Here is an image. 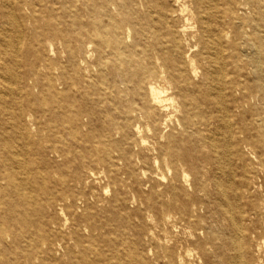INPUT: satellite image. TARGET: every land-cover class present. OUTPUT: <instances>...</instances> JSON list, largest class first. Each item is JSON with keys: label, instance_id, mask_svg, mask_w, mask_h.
<instances>
[{"label": "bare ground", "instance_id": "6f19581e", "mask_svg": "<svg viewBox=\"0 0 264 264\" xmlns=\"http://www.w3.org/2000/svg\"><path fill=\"white\" fill-rule=\"evenodd\" d=\"M175 1L182 2L178 8L168 7L166 0H13L14 12L31 22L46 12L72 18L69 23L49 20L31 34L18 22L15 38L8 21L0 20V46L11 48L9 59L26 67L21 75L14 74L20 92L62 96L55 130L51 121L43 128L48 135L39 136L41 124L30 113L16 122L25 139L20 148L25 159L6 149L8 162L0 173V192H19L25 182L16 178L32 171L30 161H62L56 174L65 188L58 201H49L46 230L35 231L47 264H252L250 251L247 259L242 250L240 221L230 214L223 185L227 168L217 149L222 146L227 153L233 146L237 157H244L238 138L248 128H229L225 135L233 144L221 142L219 132L228 127L227 121L215 114L212 128L201 109L213 101L217 112L231 113L227 99L239 108L238 94L246 103V81L238 83L234 77L243 75L233 71L222 81L225 69L219 64L239 58L240 51L250 59L255 77L251 98L264 97V0H249L259 8L251 6L256 12L252 17L229 4L222 16L230 20L216 27L201 1ZM242 45L251 49L249 54ZM28 103L22 101L19 110ZM250 106L252 113L259 111L256 104ZM105 119V133L92 128ZM29 139L34 148H28ZM249 149V156L254 155ZM147 152L155 158L154 166L138 167L140 175L136 165L140 157L147 159ZM117 160L124 161L132 184L138 183L133 192L131 187L111 190L112 185H125L115 171ZM228 162L235 173L239 164ZM104 180L96 191L94 184ZM243 186L250 190L249 184ZM261 200L258 207L253 205L264 245ZM225 215L231 227L223 222ZM7 237L0 233V263L26 264L17 239L12 241L15 262L4 255ZM35 241L29 238L32 249Z\"/></svg>", "mask_w": 264, "mask_h": 264}, {"label": "rangeland", "instance_id": "374dc122", "mask_svg": "<svg viewBox=\"0 0 264 264\" xmlns=\"http://www.w3.org/2000/svg\"><path fill=\"white\" fill-rule=\"evenodd\" d=\"M166 1L168 2V7L171 8H178L180 6L179 4L182 3L176 2L175 0ZM199 1H201L204 6H207L206 11L209 14L213 27H216L219 23H223V21L230 20L228 16H222L223 9L228 7L229 4L235 3V6L240 14L250 15V17H252V14L255 12H252L251 6L259 9L258 6L252 5L249 0H247V4L244 2L246 0H227V2L225 1L224 3L220 0ZM7 5H9V8ZM48 14V12L41 14L36 20L31 22L26 18L27 16H18L17 13L14 12L13 0L10 2L0 0V20L3 19L8 21L7 25L10 29V35L12 38H15V35L20 30L17 26L18 22L21 23V28L26 34H31L33 29L39 30L41 27H44L46 22L49 20H51L52 23H56L58 20L69 23L72 19L69 15L61 16L53 13L54 15L50 16ZM235 21L236 20L234 19V22ZM231 35H233V33H231ZM243 46L247 49L246 45H242V47ZM138 50H140V47H138ZM247 51L249 54L251 49L248 48ZM10 54L11 48L5 51L4 47L2 45L0 46V56L3 60L0 62V173H4L5 163L8 162L4 157L5 150L11 149L17 153H21L20 148H22V144L25 141V139H23L24 137L19 134V130L16 128V122L23 121L30 113L32 118L41 124L39 136L44 137L46 134H49V130L47 128L46 130H43L48 121L53 123V129L55 130L60 120L59 114L61 113L62 103V96L60 92H55L54 96H52L48 91H46L45 94H40V96H38L39 94L37 93V90L31 95H26L24 91L21 93V83L19 79L14 77V74L18 75L19 73V75H21L22 71L26 70V67L13 63V61L9 59ZM246 57L245 53L240 51L239 58H228V61L221 59L219 63L223 66V69H225V73L223 72L221 76L222 81L229 80L231 75H235L233 74L234 72H238L243 75L241 77L240 75H235L234 77L235 82L244 83V81H246L249 89L243 94L246 98V103H241V95L238 94V102H240L239 108H234L229 105V103L232 102L231 97H228L227 99L229 103H226V106L231 108V113H227V111H222L221 113L217 112L216 104L213 101L209 102L208 105H204V109L201 110L202 112L205 110L208 122L211 123L212 128L215 126V116L217 117L215 114L221 115V117H224L227 121L228 127H222L219 132L221 134V142H227L231 145L233 144L232 139L229 138L227 134L225 135L229 128L235 129V131L239 128H248L244 132L239 133L238 138L240 146L242 145L244 157L239 159L237 157V149L233 146L230 147V151L227 153L224 152L222 146L217 149L220 151L219 154L222 156L227 168L228 175L226 174V177L223 178V185L225 193L231 202L229 207L231 211L230 214H232L236 220L240 221L241 232L239 235L244 242V248L242 250L247 251V259L248 252L250 251L252 264H264V245L262 243L263 238L260 236L262 234V230L257 222V218L255 217V206L253 205L255 202L256 207H258V205L262 203L261 198H264V144L259 143L260 137L264 138V97L260 98L259 96H256L255 99L251 98L255 92H249L251 91L249 86L255 77L253 72L250 70V67L252 66L249 62L250 59L248 60ZM28 58H32V56L28 55ZM112 58L114 59L113 55L111 56V59ZM6 65L7 69L5 68ZM220 69L222 70V68ZM262 69L264 71V65ZM22 101L24 103H26V101L30 103H28V107L26 106L25 109L19 110V104L22 103ZM252 104H256L259 107V111L257 110L252 113V110L250 109V105ZM17 113H19V115H17ZM194 118L198 119L197 117ZM106 122L107 120L105 119L102 126L94 124L92 128L96 130L99 129L102 133H105L108 128ZM31 132L33 134L36 133L35 129H32ZM29 141L30 144L28 145V148H34L35 144L32 143L31 139H29ZM9 144L11 145L9 146ZM249 148L253 150V152L256 151L254 155L249 156ZM117 149L116 147L113 148L114 154L116 155ZM135 150L138 149L136 148ZM213 154H215V152L211 153V155ZM146 156L147 159L140 157L142 161L138 162V166L136 165V171L140 173V175L141 171L138 167L141 166L149 169L150 165L154 166L155 158H153V155L147 152ZM229 158L230 161L235 160L236 163H234V165H237V163L239 164L234 166L235 173L232 171L233 167H230L228 162ZM19 159H25L22 153L19 155ZM35 163L30 161L29 165L32 170L30 173L26 171L24 173H19L18 178H16V180L23 178L25 182V187L21 189V191L9 192L6 189L3 192H0V233L6 232V235H8L7 239L3 243V245L8 248L7 251H4V255L11 258L13 263L15 262V259H17L12 242L14 239H17L19 242L22 250L21 259L25 260L26 264L48 263V255L43 250L40 240L41 237L39 238L35 231L46 230L47 220L49 218L48 215L51 214L50 210L52 209L49 201L50 199L58 201V198L65 188L56 174L59 169L58 166H60L62 161H59L58 163L57 161L52 162L50 165L46 162H40L35 159ZM53 164L54 166H52ZM104 166L107 167V165H103V167ZM91 167L96 169L103 168L102 164L99 166L93 164ZM115 168H117V170H115L116 173L125 180V185L127 187H125V185L121 186L117 184L112 185L111 190L123 192L125 189H129L131 187L129 192H133L132 188L136 189L138 183L135 182L133 185L128 178V172L125 169L124 161H115ZM103 169H105V167ZM167 169L168 168H158V171L166 172ZM232 173H234V175H232ZM16 180L14 179V181ZM105 181L106 180L102 183H95V190L101 191V185H104ZM2 183H6L5 179L2 180ZM245 183L251 186L249 191L244 188L243 185ZM89 185L90 184H88L87 187ZM234 193L238 195V198L234 197ZM117 219L113 221L115 224L118 222ZM230 219L229 215H225V218L223 219V222L229 227H231L229 223ZM249 230L252 232L249 233ZM32 236H34V240L36 239L33 249L29 243V238ZM84 246L88 247L90 245L85 243ZM0 264H7V262Z\"/></svg>", "mask_w": 264, "mask_h": 264}]
</instances>
